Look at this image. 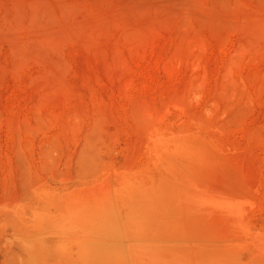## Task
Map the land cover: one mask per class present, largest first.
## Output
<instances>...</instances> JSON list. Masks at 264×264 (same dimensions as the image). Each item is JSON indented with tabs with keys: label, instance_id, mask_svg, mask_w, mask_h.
<instances>
[{
	"label": "rangeland",
	"instance_id": "obj_1",
	"mask_svg": "<svg viewBox=\"0 0 264 264\" xmlns=\"http://www.w3.org/2000/svg\"><path fill=\"white\" fill-rule=\"evenodd\" d=\"M0 264H264V0H0Z\"/></svg>",
	"mask_w": 264,
	"mask_h": 264
}]
</instances>
